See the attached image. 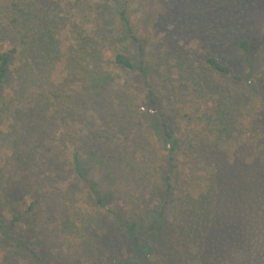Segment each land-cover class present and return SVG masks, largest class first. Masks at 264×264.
Here are the masks:
<instances>
[{
  "label": "rangeland",
  "instance_id": "obj_1",
  "mask_svg": "<svg viewBox=\"0 0 264 264\" xmlns=\"http://www.w3.org/2000/svg\"><path fill=\"white\" fill-rule=\"evenodd\" d=\"M31 1L0 0V50L16 47L21 51V42L12 36L20 38L25 35L22 40H27L29 30L25 31L10 20L17 12L22 16L36 13L29 8ZM60 1L63 11L59 14L65 18L56 29V38L61 41V55L50 75V80L55 82L52 85L41 84L32 91V95L44 93L52 107L59 108L55 115L57 124L46 144L40 145L36 156L29 159L28 167L17 162L16 157L24 161L28 158L21 154L22 150L17 146L12 130L14 126L7 120V112L0 113V162L5 165L4 189L7 190L6 199L0 202V219L5 220L10 232L22 237L28 247L38 248L39 254L51 264H107L108 257L103 259L104 252L103 255L100 252L88 255L73 247L56 246L52 244L54 242L49 246L46 244L50 230L57 227L58 218L47 210L45 201L49 203L48 208L52 207V201H60L61 212L64 214L69 208L74 220L77 210L82 216L90 214L91 222L99 216L102 227L105 225L103 221L115 219L119 206L123 208L124 205L97 206L88 196L85 185L76 178L70 164L77 143L84 138L93 139L98 132L112 136V133L99 131L101 122H108L111 117L124 121L122 114L130 111L150 125L166 120L176 144L175 151H167L168 143L163 144L158 139H154L157 143L153 141L160 149L161 177L171 175L175 190L192 178L207 181L213 170L219 174L216 177L228 181L226 187L222 186L220 190L219 208L231 214L232 219L249 224L245 227V247L237 250L225 264H264V107L260 109L258 104L260 97L264 96V73L259 68L254 69L250 72L249 81L246 80V75H242L244 62L240 64L241 57L237 58L235 46L236 40L245 32L255 36L262 34L264 0H137L135 18L144 26L142 31H150L151 38L157 43L143 53L148 67L147 86L153 92L154 104L138 71L115 66L112 60L117 50L137 60L135 45L130 41L120 43L119 37L110 38L108 28L103 24L107 17L101 16L104 19L99 20L87 11L89 5L97 10L99 5L106 7L109 1L79 0L71 2L70 6ZM109 19L113 21L115 34L121 36V26L114 12L110 13ZM83 29L88 30L87 35L93 41L77 50L75 38ZM224 34L226 38L222 40ZM179 48L188 58L183 62L173 59ZM213 50L235 55L236 59L228 61L236 68L240 65L235 74L242 78L208 70L205 59ZM21 60L22 57L18 62ZM29 61L34 65L36 59L30 57ZM16 76L15 72L11 87L17 86L14 84ZM203 77L212 79L204 90L199 88ZM96 82H100L101 87L95 89ZM250 83L253 87L249 92L250 103L238 110L234 118L235 132L242 135V140L233 151L234 159L231 160L230 154L225 151V143L217 142L220 154L218 157L217 152V161L214 162L208 150V141L196 143L202 119H206L212 110L209 101L215 100L225 90L232 94L247 92L251 89ZM11 93L7 82L0 84V106L9 100ZM67 112H73L71 119L67 118ZM108 126L112 128L110 124ZM85 128L87 132L80 137L79 131ZM152 133L150 137L153 139ZM255 136H259L256 142L252 141ZM183 140L188 144H184ZM190 143L194 146L186 150ZM21 148L26 147L22 144ZM35 198L39 201L35 210L29 213L26 208L29 201ZM147 198L149 203H144L142 211L150 210L156 215L164 198L163 192L159 189ZM158 199V204L154 205ZM172 206L170 201L168 208ZM12 210L18 215L17 219H14ZM172 216L173 212L167 211V217L172 219ZM64 239L58 238L60 245V240ZM163 250L159 247L157 255H161ZM118 252L115 257H127L121 250L118 249ZM0 264H32V261L28 251L20 250L0 235Z\"/></svg>",
  "mask_w": 264,
  "mask_h": 264
},
{
  "label": "trees",
  "instance_id": "obj_2",
  "mask_svg": "<svg viewBox=\"0 0 264 264\" xmlns=\"http://www.w3.org/2000/svg\"><path fill=\"white\" fill-rule=\"evenodd\" d=\"M108 1L106 7L99 5L95 10L89 5L86 7L87 11L90 16L94 18L97 16L99 20L102 19L101 16L107 17L103 18V24L106 29L108 28L110 38L119 37L120 43L130 41L135 45L137 60L118 50L114 52L112 60L115 66L138 71L147 86L148 67L143 59V53L147 48L155 47L156 40L151 38L150 31L146 33L142 31L144 26L135 18L134 7L138 4L137 0ZM48 2L46 0L30 2L29 8L37 14L22 16L20 12L15 13L10 22L24 28L25 31L29 30L28 39L22 40L25 35L17 38L13 34L12 38L21 42V51L16 47L0 50V84L7 82L12 90L9 100L0 106V113L7 112V120L14 126L12 130L17 146L22 150L21 154L28 158L24 161L16 157L17 162L25 163L27 167L31 158L36 156L38 147L45 145L53 134L57 124L55 115L59 112V108L52 107L44 93L32 95L36 86L49 83L52 85L55 82L50 80V75L61 55V41L56 38L58 33L56 29L57 24L65 16L59 14L63 11L60 0ZM63 2L70 6L71 2L73 4L79 0ZM111 12L115 13L121 26V36L115 34L113 21L109 19ZM87 31L83 29L75 38L77 50L92 43L93 38L87 35ZM7 36H10V33H7ZM225 38L224 34L221 39ZM235 46L238 51L237 58L241 57L240 64L244 62L242 75H246V80L249 81L250 72L254 69L259 68L258 70L264 73V30L260 36L245 32L236 40ZM179 49L173 59H181L180 62H183L185 61L183 59L188 58L183 55L182 49ZM21 57V62H18ZM30 57L36 59L34 65L30 64ZM74 57L73 53L72 58ZM228 59L236 57L227 51L220 54L213 50L205 59V65L215 74L240 78L239 74H235L240 65L236 68ZM15 72L17 76L14 84L17 86L11 87L10 82ZM25 75L27 77L23 82ZM211 81L212 79L201 78L199 88L204 90V86L209 85ZM96 83L95 89L101 87L100 82ZM250 86L251 89L247 92L238 94L225 90L215 100L209 101L212 110L206 119H202L196 143L208 141L210 146L208 150L214 162L217 161V152L218 157L220 154L217 142H224L225 151L230 154L231 160L234 159L233 151L242 140V135L235 132L234 118L238 115V110L250 103L249 92L253 90L251 83ZM147 92L154 104L156 101L153 92L150 88ZM258 104L261 105L260 109L264 107V96L260 97ZM72 114L73 112H67V118ZM136 116L128 111V114H122L124 121L111 117L108 122H101L99 131L112 133V136L98 132L97 135L93 134V139L84 138L75 145L70 164L76 178L85 185L88 196L97 206L115 207L123 204V208L119 206L115 219L110 222L103 221L105 225L102 227L99 216H95L91 222L90 214L84 213L82 216L77 210V215L75 211L73 212L76 215L74 220L69 208L64 214L61 212L63 207L60 201H52L51 208L47 207L49 203L45 201L47 210L58 218L57 227L50 230L46 244L49 246L54 242L52 244L56 246L64 245L68 249L73 247L74 250L80 249L88 255H98L99 252L103 255L104 252L103 259L108 257L107 264H225L237 250L245 247L247 234L245 227L249 224L232 219L231 214L228 215L225 209L219 208L220 190L222 186L226 187L228 181L216 177L219 174L213 170L207 181L192 178L175 190L171 175L161 177L160 149L154 145V139H158V142L168 143L169 153L175 151L176 144L166 120L162 119L161 122L150 125L146 120ZM109 124L112 128L108 126ZM151 131L153 139L150 137ZM79 132L82 137L87 128ZM258 138L259 136L252 137V141L256 142ZM6 140L8 137L4 138V142ZM183 141L184 144H188ZM22 144L26 148H21ZM193 146L194 144L190 143L186 150ZM19 150L16 151L19 153L21 152ZM163 151L165 150L162 149ZM46 161L50 163L48 159ZM42 163L45 164V161ZM4 175L5 165L0 162V202L7 196ZM161 186L163 188H160ZM159 189L164 196L159 212L155 215V212L150 210L142 211L144 203H149L147 196L151 197ZM38 201V198L29 201L26 211L29 213L34 211ZM170 201L173 206L168 208ZM158 202L159 199L154 205ZM167 211L173 212L172 219L167 217ZM12 214L14 219L18 218L14 210ZM0 235L20 250L28 251L32 264H51L39 254L38 248H30L22 237L14 236L5 225L4 219H0ZM63 237L65 239L60 240L62 244L60 245L58 238ZM159 247L164 249L160 252L161 255H157ZM118 249L126 253L127 257H115L119 254Z\"/></svg>",
  "mask_w": 264,
  "mask_h": 264
}]
</instances>
